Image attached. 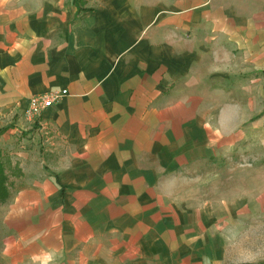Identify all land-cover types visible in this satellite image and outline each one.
Masks as SVG:
<instances>
[{"label": "crops", "instance_id": "0c3cea01", "mask_svg": "<svg viewBox=\"0 0 264 264\" xmlns=\"http://www.w3.org/2000/svg\"><path fill=\"white\" fill-rule=\"evenodd\" d=\"M250 144L264 148V0H0L11 264H229L221 212L251 203L214 207L199 186Z\"/></svg>", "mask_w": 264, "mask_h": 264}, {"label": "rangeland", "instance_id": "374dc122", "mask_svg": "<svg viewBox=\"0 0 264 264\" xmlns=\"http://www.w3.org/2000/svg\"><path fill=\"white\" fill-rule=\"evenodd\" d=\"M23 116L25 117V111ZM258 156L263 159L260 160ZM216 163H212L209 170H206L209 176L199 186L205 191L204 196L208 195L202 200L213 202L214 207L220 204L223 209L222 202H229L227 194L232 191L236 194L238 203L243 199L251 203L248 210L239 208L231 213L221 212L223 223L227 219L231 222L222 228V234L228 243L226 262L264 264V148L259 149L251 144L235 148L232 156H223ZM4 199L5 197H0V202ZM4 216L5 211L0 209V264H11L8 249L13 243L9 244L6 240Z\"/></svg>", "mask_w": 264, "mask_h": 264}, {"label": "built area", "instance_id": "2783aa9c", "mask_svg": "<svg viewBox=\"0 0 264 264\" xmlns=\"http://www.w3.org/2000/svg\"><path fill=\"white\" fill-rule=\"evenodd\" d=\"M68 94V90L53 91L46 95H38L30 98L28 107L25 110V118L34 121L46 109L53 107V104Z\"/></svg>", "mask_w": 264, "mask_h": 264}, {"label": "trees", "instance_id": "16d2710c", "mask_svg": "<svg viewBox=\"0 0 264 264\" xmlns=\"http://www.w3.org/2000/svg\"><path fill=\"white\" fill-rule=\"evenodd\" d=\"M6 182L7 181H6L5 176H4V166H2V164L0 162V197L1 198L5 197V199L8 197V195L5 192Z\"/></svg>", "mask_w": 264, "mask_h": 264}]
</instances>
